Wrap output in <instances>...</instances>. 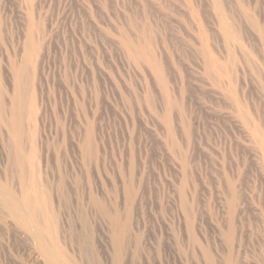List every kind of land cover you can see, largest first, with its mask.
<instances>
[{
  "label": "rangeland",
  "instance_id": "374dc122",
  "mask_svg": "<svg viewBox=\"0 0 264 264\" xmlns=\"http://www.w3.org/2000/svg\"><path fill=\"white\" fill-rule=\"evenodd\" d=\"M0 264H264V0H0Z\"/></svg>",
  "mask_w": 264,
  "mask_h": 264
}]
</instances>
